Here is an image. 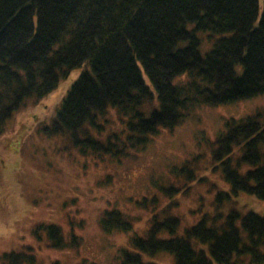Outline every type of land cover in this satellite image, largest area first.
<instances>
[{"label": "trees", "instance_id": "16d2710c", "mask_svg": "<svg viewBox=\"0 0 264 264\" xmlns=\"http://www.w3.org/2000/svg\"><path fill=\"white\" fill-rule=\"evenodd\" d=\"M261 1L259 7L258 0H0V132L24 101L39 100L80 65L84 71L49 124L37 129L49 137L65 135L80 153L89 147L88 154L118 162L201 106L264 95ZM201 33L209 40L203 53ZM115 116L116 130L102 137L103 123ZM211 143L214 166L229 184L214 195L215 211L180 231L173 197L203 178L191 168L169 166L173 173L165 178L151 168L146 190L171 199L162 206L158 194L136 199L150 211L148 226L129 237L121 264H156L143 254L158 251L170 254L172 264H264V215L220 208L238 192L264 201V102L224 118ZM38 225L32 229L36 239L47 230L55 238L51 246L63 248L57 226ZM99 225L107 233L129 231L116 207L102 211ZM23 246L2 252L0 264H34L33 246Z\"/></svg>", "mask_w": 264, "mask_h": 264}, {"label": "rangeland", "instance_id": "374dc122", "mask_svg": "<svg viewBox=\"0 0 264 264\" xmlns=\"http://www.w3.org/2000/svg\"><path fill=\"white\" fill-rule=\"evenodd\" d=\"M200 36L203 53L209 40L204 33ZM83 71V65L72 68L48 94L39 100L24 101L0 132V254L20 251L25 244L34 248V264H121L129 237L143 235L148 226L150 211L138 206L136 199L158 194L162 198L160 206L171 199L156 189L146 190V178L155 167L164 178L173 173L169 166L174 165L178 170L191 168L197 177L203 178L192 179L189 189L173 197L177 202L174 211L180 218V231L204 213L212 214L214 195L228 191L229 184L220 168L214 166L211 142L221 131L224 118L239 117L256 103L264 102L262 95L201 106L173 128H161L144 147L126 153L118 162L112 155L88 154L89 147L80 153L65 135L49 137L37 129L49 124L61 97ZM144 113L147 115L149 110L145 108ZM116 119L117 116L103 123L102 137L109 130H116ZM160 175L155 171L154 180L158 181ZM180 184L182 181L176 182ZM108 207H116L128 220L129 231L115 227L107 233L100 227L102 211ZM233 207L243 213L253 211L264 215V201L244 192L220 203L223 212ZM45 223L57 226L63 248L51 246L50 240L53 242L55 238H48L47 230H41L40 240L36 239L32 229ZM143 259L172 264V256L162 251L152 256L143 254Z\"/></svg>", "mask_w": 264, "mask_h": 264}, {"label": "bare ground", "instance_id": "6f19581e", "mask_svg": "<svg viewBox=\"0 0 264 264\" xmlns=\"http://www.w3.org/2000/svg\"><path fill=\"white\" fill-rule=\"evenodd\" d=\"M258 6L259 7H261V4H262V1L261 0H258ZM259 16H260V14L258 13V15H256L255 16V19H254V21H253V23L255 24L256 23V21L259 19ZM75 20V19H74ZM74 20H72V22H74ZM236 65H238V63H236Z\"/></svg>", "mask_w": 264, "mask_h": 264}]
</instances>
